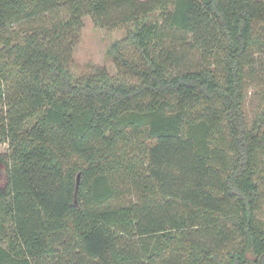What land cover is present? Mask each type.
<instances>
[{
	"label": "trees",
	"instance_id": "obj_1",
	"mask_svg": "<svg viewBox=\"0 0 264 264\" xmlns=\"http://www.w3.org/2000/svg\"><path fill=\"white\" fill-rule=\"evenodd\" d=\"M263 49L264 0H0V264H264Z\"/></svg>",
	"mask_w": 264,
	"mask_h": 264
},
{
	"label": "rangeland",
	"instance_id": "obj_2",
	"mask_svg": "<svg viewBox=\"0 0 264 264\" xmlns=\"http://www.w3.org/2000/svg\"><path fill=\"white\" fill-rule=\"evenodd\" d=\"M121 28L96 26L89 16L84 18L80 37L73 52L72 71L75 75L93 72L96 68H105L111 75L120 71L107 50L113 40L121 39ZM252 61L247 78L246 109L249 116L255 110L259 93L264 88V49L251 51ZM7 143L0 142V155L7 153Z\"/></svg>",
	"mask_w": 264,
	"mask_h": 264
},
{
	"label": "water",
	"instance_id": "obj_3",
	"mask_svg": "<svg viewBox=\"0 0 264 264\" xmlns=\"http://www.w3.org/2000/svg\"><path fill=\"white\" fill-rule=\"evenodd\" d=\"M78 179H79V173H77L76 175V183L78 182Z\"/></svg>",
	"mask_w": 264,
	"mask_h": 264
}]
</instances>
